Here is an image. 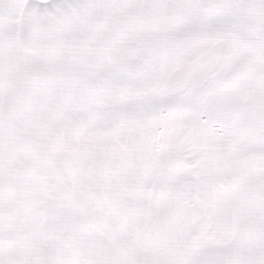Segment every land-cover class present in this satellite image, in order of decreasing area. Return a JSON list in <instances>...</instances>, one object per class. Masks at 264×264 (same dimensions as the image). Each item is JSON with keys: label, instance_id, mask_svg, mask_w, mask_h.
I'll list each match as a JSON object with an SVG mask.
<instances>
[{"label": "snow or ice", "instance_id": "snow-or-ice-1", "mask_svg": "<svg viewBox=\"0 0 264 264\" xmlns=\"http://www.w3.org/2000/svg\"><path fill=\"white\" fill-rule=\"evenodd\" d=\"M0 264H264V0H0Z\"/></svg>", "mask_w": 264, "mask_h": 264}]
</instances>
